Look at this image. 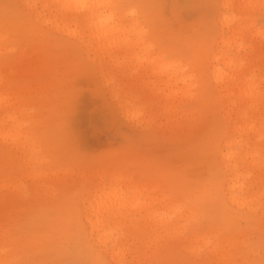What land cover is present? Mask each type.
Segmentation results:
<instances>
[{
    "label": "rangeland",
    "instance_id": "1",
    "mask_svg": "<svg viewBox=\"0 0 264 264\" xmlns=\"http://www.w3.org/2000/svg\"><path fill=\"white\" fill-rule=\"evenodd\" d=\"M0 264H264V0H0Z\"/></svg>",
    "mask_w": 264,
    "mask_h": 264
},
{
    "label": "bare ground",
    "instance_id": "2",
    "mask_svg": "<svg viewBox=\"0 0 264 264\" xmlns=\"http://www.w3.org/2000/svg\"><path fill=\"white\" fill-rule=\"evenodd\" d=\"M83 10H84V7H83ZM87 13H91V11L87 10ZM88 21L93 22L94 18L91 16L88 18ZM109 32H115V29H112V27H109L106 29V31H104V30L101 31L102 34H108ZM216 79H218V77ZM229 145H230V142H227L226 147H228ZM231 156H232V154H229V153H226V154L221 156V162L224 164V167L229 168L230 170H232V168H233V165L229 164L231 161ZM233 181H234V179L232 177H230L228 179V185L226 187V191L228 193V201L231 204H240V203H238V199L236 198V193H235L236 186H235V183ZM85 223H86V226L89 230V236L92 237L93 235H95L98 239V242H97L98 244L100 242H103L102 238H104V236H105V233L102 232L103 227H104L103 222H101V221H100V223L99 222L98 223L92 222L89 219V217L87 215H85ZM107 254L110 255V258L112 260H115V257L117 255L116 253H114L113 250L110 252H107Z\"/></svg>",
    "mask_w": 264,
    "mask_h": 264
}]
</instances>
